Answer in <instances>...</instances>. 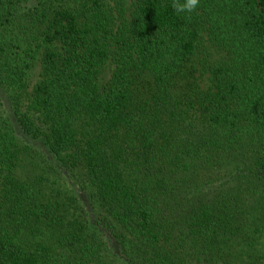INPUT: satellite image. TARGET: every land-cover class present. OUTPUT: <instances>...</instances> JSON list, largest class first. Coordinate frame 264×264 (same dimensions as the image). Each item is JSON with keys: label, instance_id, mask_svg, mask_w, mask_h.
Returning <instances> with one entry per match:
<instances>
[{"label": "trees", "instance_id": "obj_1", "mask_svg": "<svg viewBox=\"0 0 264 264\" xmlns=\"http://www.w3.org/2000/svg\"><path fill=\"white\" fill-rule=\"evenodd\" d=\"M0 264H264V0H0Z\"/></svg>", "mask_w": 264, "mask_h": 264}, {"label": "clouds", "instance_id": "obj_2", "mask_svg": "<svg viewBox=\"0 0 264 264\" xmlns=\"http://www.w3.org/2000/svg\"><path fill=\"white\" fill-rule=\"evenodd\" d=\"M199 3L200 0H171V7L179 15L194 12Z\"/></svg>", "mask_w": 264, "mask_h": 264}]
</instances>
